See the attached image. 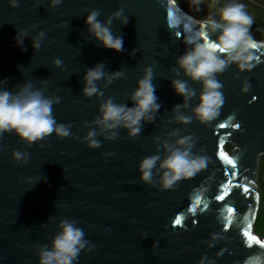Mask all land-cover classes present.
Wrapping results in <instances>:
<instances>
[{"label": "water", "instance_id": "95a60500", "mask_svg": "<svg viewBox=\"0 0 264 264\" xmlns=\"http://www.w3.org/2000/svg\"><path fill=\"white\" fill-rule=\"evenodd\" d=\"M93 10L101 22L111 18L113 34L123 36L122 52L103 47L89 32L85 19ZM203 28L174 0H18L16 7L0 0V90L16 93L31 85L53 99V117L70 128L68 137L53 133L31 144L15 132L0 136V264H39L41 246L51 248L63 220L75 221L94 246L80 253L77 264H200L204 257L205 264H246L264 254V241L254 234L264 155V43L254 40L251 71L232 63L217 74L224 104L217 119L204 125L193 112L203 85L177 64L192 47L185 42L189 37L202 42ZM21 32L26 52L15 44ZM41 32L40 48L34 49ZM218 35L209 33V42ZM100 63L106 76L96 86L103 95L86 97L84 75ZM148 67L161 104L154 120H142L140 133L131 138L122 126L103 130L95 123L101 105L111 98L132 107ZM118 71L122 75L115 77ZM174 80L194 90L187 106ZM246 82L250 90L242 93ZM178 115L192 120L184 124ZM89 131L96 132L99 148L84 141ZM113 132L116 138L108 139ZM185 136L193 137V154L207 156L208 166L161 190L165 145L178 147ZM229 143L232 152L225 150ZM15 152L26 160H17ZM156 155L152 184H145L139 165Z\"/></svg>", "mask_w": 264, "mask_h": 264}, {"label": "clouds", "instance_id": "9594fccd", "mask_svg": "<svg viewBox=\"0 0 264 264\" xmlns=\"http://www.w3.org/2000/svg\"><path fill=\"white\" fill-rule=\"evenodd\" d=\"M60 2L61 0H53V4ZM202 2L203 0H193L197 7ZM10 5L18 6V0H10ZM99 15L98 10H93L86 17L85 23L88 25L89 32L101 42L103 47L122 52L124 50L123 36L113 34L110 27L111 18L106 22H101L98 19ZM113 15L120 17L122 10ZM128 22L129 19L124 17L123 23L127 25ZM199 22L204 25L200 32L202 42L201 39L196 40L189 37L185 42L191 44L192 47L179 57L177 64L183 69L185 75L193 81H200L203 85L200 103L193 109V112L201 124L207 125L217 119L225 100L221 91L223 84L216 78L217 74L223 73L232 63H235L240 71H251L255 67L253 61L257 59L253 50L258 48V44L249 31L252 18L245 10V5L239 0H227L217 14L202 17ZM217 32L219 35L216 40L209 42V33L215 35ZM25 35V32H21L14 37V40L16 46L26 52L27 48L24 47L23 40ZM43 37L44 33L41 32L39 38L34 40V49L40 48V41ZM133 51L135 52V49ZM60 63L59 59L55 61L57 66ZM113 75L120 77L122 73L118 71ZM105 76L103 63L88 69L84 75L83 94L89 98L94 94L102 96L103 93L98 91L96 81ZM152 81L153 70L148 67L145 69L144 77L138 81L136 91L132 94L133 106L118 105L109 98L101 105L102 115L95 123L103 130L117 129L122 126L128 129L130 138L135 137L141 131V121L152 122L155 113L161 107V104L157 102L156 87ZM172 84L175 92L184 97L185 106H187V101L195 95L194 90L187 87L186 81L174 80ZM249 90L250 83L246 82L241 91L247 93ZM55 102H59L58 98ZM53 103V99L45 98L41 91L33 90L28 84L16 93L0 90V136L6 132H15L29 144L41 141L53 133L62 138L68 137L70 128L64 124H58L52 115ZM179 109L180 105H176L173 110L178 112ZM176 120L188 124L192 117L178 115ZM95 136V131H89L84 138L90 148L100 147V143L94 139ZM116 136L117 133L113 132L107 138L115 139ZM194 143L192 136H185L176 141L178 147L165 145L168 155L159 165V169L163 170L160 178L161 190H170L178 181L191 179L207 168L209 158L193 154ZM13 155L17 160L27 158L26 154L19 152ZM159 160L160 157L156 155L145 157L141 161L139 172L142 182L152 184L153 169ZM59 227L61 231L53 238L51 248L47 245L41 246L39 264H77L80 253L86 247L89 252L92 251L94 246H90L89 241L84 238L83 229L77 227L75 221L63 220ZM215 238L213 235V239ZM220 254L222 253H218ZM206 259V257L202 258L200 264H205ZM246 264H264V254L250 257Z\"/></svg>", "mask_w": 264, "mask_h": 264}, {"label": "flooded vegetation", "instance_id": "af4514ba", "mask_svg": "<svg viewBox=\"0 0 264 264\" xmlns=\"http://www.w3.org/2000/svg\"><path fill=\"white\" fill-rule=\"evenodd\" d=\"M174 1L185 14L198 22L202 17L217 14L220 7L227 2V0H203L197 7L193 0H183L184 3L181 0ZM239 2L245 5V10L252 18V24L249 26L251 36L255 41L264 43V39H261L264 36V0H239ZM213 3H215V7H213ZM188 6H191L193 12L188 10ZM254 35H259L260 37Z\"/></svg>", "mask_w": 264, "mask_h": 264}, {"label": "rangeland", "instance_id": "374dc122", "mask_svg": "<svg viewBox=\"0 0 264 264\" xmlns=\"http://www.w3.org/2000/svg\"><path fill=\"white\" fill-rule=\"evenodd\" d=\"M182 3L183 0H181ZM190 12H193L191 6L187 7ZM260 37L259 35H254ZM264 39V36L261 37ZM235 149L234 144H227L226 151L232 152ZM259 189H260V205L258 209V215L256 218V222L254 225V234L259 237L260 240L264 241V155L260 159V166H259Z\"/></svg>", "mask_w": 264, "mask_h": 264}, {"label": "snow or ice", "instance_id": "6c2138e0", "mask_svg": "<svg viewBox=\"0 0 264 264\" xmlns=\"http://www.w3.org/2000/svg\"><path fill=\"white\" fill-rule=\"evenodd\" d=\"M253 99H255V97H253ZM220 127H225V125L221 124ZM236 127L239 128V125L237 124ZM221 155H223L222 152H221ZM229 161H231V160L229 159ZM229 163L232 164L233 168L236 167V164H235L233 161H231V162H229ZM244 191L247 192V191H249V189H248V188H245ZM226 194H227V193H226ZM216 199H217V200H220V201H223V200L225 199V195H218V196L216 197ZM197 203H199V201H197ZM193 211H195V209H193ZM175 223H176V224H180L181 221L178 219V220L175 221ZM249 239H250V240H254L255 238H254V237H249ZM257 243H259V241H257ZM262 246H264V245H262Z\"/></svg>", "mask_w": 264, "mask_h": 264}]
</instances>
